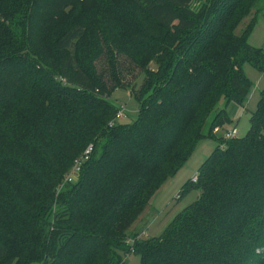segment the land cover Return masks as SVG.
I'll return each mask as SVG.
<instances>
[{
  "label": "trees",
  "instance_id": "obj_1",
  "mask_svg": "<svg viewBox=\"0 0 264 264\" xmlns=\"http://www.w3.org/2000/svg\"><path fill=\"white\" fill-rule=\"evenodd\" d=\"M94 1L0 0V264H128L131 253L140 264H264V88L248 132L227 129L182 186L179 197L197 198L159 236L134 227L196 142L230 123L227 107L244 106V65L264 75V50L249 42L260 0H97L109 44L146 75L139 117L124 124L97 52L87 66L71 52Z\"/></svg>",
  "mask_w": 264,
  "mask_h": 264
},
{
  "label": "rangeland",
  "instance_id": "obj_2",
  "mask_svg": "<svg viewBox=\"0 0 264 264\" xmlns=\"http://www.w3.org/2000/svg\"><path fill=\"white\" fill-rule=\"evenodd\" d=\"M78 3L81 4L82 1ZM97 3V0H95L93 9L85 6L86 12H83V17L85 18L84 24L88 29V36L79 42L77 47L71 52L76 54L78 61L86 66L91 54L97 52L96 59L93 61L96 76L106 85L107 90L110 91L114 88V91L109 96L111 103L115 107L125 105L126 108L124 118L118 119L117 123H132L139 117L140 101L148 88V85L144 84L146 75L128 54L109 44L105 37L107 28L103 24L106 12L103 8H99ZM258 7L262 10L259 21L264 19V0H260ZM254 12H256V9L244 21L249 22ZM75 14L80 17L81 12L76 10L73 15ZM244 21L238 26L239 29L237 31L243 27ZM96 38H98V42H95ZM95 44H98L99 47L96 48L97 45ZM150 66L151 68H156L154 63H151ZM244 71L253 83L246 103L244 106L231 103L227 107L231 119L230 123L220 127V131L215 137H206L197 141L188 160L174 175L168 177L155 192L148 207L134 226L139 229L142 237L159 236L167 224L172 221L173 217L197 198L199 195L197 190H193L182 197H179V192L185 182L197 173L200 165L209 154L219 146L218 138L224 136L227 129L230 131L235 129L239 137L244 136L248 132L251 115L257 107L260 92L264 88V75L248 63L244 65ZM139 93L140 95L142 94L141 98H139ZM219 107H224L223 101L219 103ZM4 129L8 133L7 124L4 125ZM71 167L65 172L66 175L71 170ZM74 177H76V174H74ZM127 261L128 264H140L141 259L138 254L131 253L128 255ZM29 264L41 263L33 261Z\"/></svg>",
  "mask_w": 264,
  "mask_h": 264
},
{
  "label": "built area",
  "instance_id": "obj_3",
  "mask_svg": "<svg viewBox=\"0 0 264 264\" xmlns=\"http://www.w3.org/2000/svg\"><path fill=\"white\" fill-rule=\"evenodd\" d=\"M125 105H121L120 106V109L118 111V114H117V118L118 119H121V118H124L125 116ZM218 129L216 128L215 131H217ZM237 135V132L235 129H232L231 131H228L227 134L225 135L226 138H230V137H234ZM93 150V145L90 144L86 149L85 151L83 152V154L76 158L74 163H73V166L70 170V172L67 174V176L65 177V182H75L79 176V173H80V170H81V166L82 164L89 158V155L91 154ZM74 174H76V177H74Z\"/></svg>",
  "mask_w": 264,
  "mask_h": 264
},
{
  "label": "crops",
  "instance_id": "obj_4",
  "mask_svg": "<svg viewBox=\"0 0 264 264\" xmlns=\"http://www.w3.org/2000/svg\"><path fill=\"white\" fill-rule=\"evenodd\" d=\"M249 42L253 46L260 47L264 50V19L259 20L254 26L249 36Z\"/></svg>",
  "mask_w": 264,
  "mask_h": 264
}]
</instances>
